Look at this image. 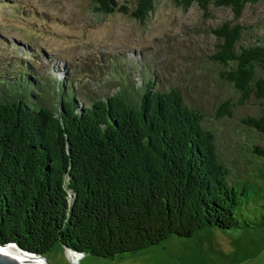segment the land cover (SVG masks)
Returning a JSON list of instances; mask_svg holds the SVG:
<instances>
[{"label": "trees", "instance_id": "trees-1", "mask_svg": "<svg viewBox=\"0 0 264 264\" xmlns=\"http://www.w3.org/2000/svg\"><path fill=\"white\" fill-rule=\"evenodd\" d=\"M125 1L132 6L92 3L100 14L144 21L156 0ZM172 1L229 7L236 20L259 0ZM242 28L231 21L213 28L220 42L209 57L242 101L263 105L241 122L264 137V40L243 46ZM10 61L0 57V244L44 255L60 243L113 259L209 226L264 225V144L251 140V159L230 165L203 112L178 88L149 81L133 95L120 90L79 106L72 77L40 78L29 63L16 71ZM234 106L224 99L214 117H232Z\"/></svg>", "mask_w": 264, "mask_h": 264}, {"label": "rangeland", "instance_id": "rangeland-1", "mask_svg": "<svg viewBox=\"0 0 264 264\" xmlns=\"http://www.w3.org/2000/svg\"><path fill=\"white\" fill-rule=\"evenodd\" d=\"M0 1L8 6L0 5V57L11 58L16 71L29 63L40 78L51 74L62 82L72 77L79 106L120 90L133 95L150 81L161 90L178 88L188 105L203 112L230 165L231 160L251 159L246 149L251 140L264 144L258 131L241 122L248 113H262L263 105L254 97L242 101L209 57L220 42L211 30L224 21L243 26V46L264 40V0L247 3L236 20L229 7L209 4L203 10L196 2L183 8L172 0H156L144 21L121 11L100 14L92 0ZM227 98L235 105L233 116L216 119L219 103ZM237 165L246 170L245 164ZM43 256L50 264H264V225L209 226L113 259L87 253L72 259L60 243Z\"/></svg>", "mask_w": 264, "mask_h": 264}, {"label": "bare ground", "instance_id": "bare-ground-1", "mask_svg": "<svg viewBox=\"0 0 264 264\" xmlns=\"http://www.w3.org/2000/svg\"><path fill=\"white\" fill-rule=\"evenodd\" d=\"M0 252L12 259H15L21 264H48L43 257L25 253L13 244L0 247ZM67 253L72 259H76V257L80 256V253H77L72 249H68Z\"/></svg>", "mask_w": 264, "mask_h": 264}, {"label": "water", "instance_id": "water-1", "mask_svg": "<svg viewBox=\"0 0 264 264\" xmlns=\"http://www.w3.org/2000/svg\"><path fill=\"white\" fill-rule=\"evenodd\" d=\"M9 244H13V245H15L16 247H18L21 251H23V252H25V253L33 254V255H37V256H41V257L44 258L43 255L38 254V253H36V252H31V251L25 250V249L21 248L20 246H18V245L15 244V243L0 244V247L7 246V245H9ZM66 249L68 250V249H70V248H66ZM73 251H74V250H73ZM75 252H76V251H75ZM77 253H80V252H77ZM82 254H84V253H80V255H82ZM44 259H45V258H44ZM45 260H46V259H45ZM46 262H47L48 264H50L47 260H46ZM0 264H21V263H19V262L16 261L15 259H12V258H10V257H8V256H6L5 254H3V253L0 252Z\"/></svg>", "mask_w": 264, "mask_h": 264}]
</instances>
